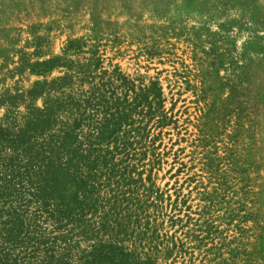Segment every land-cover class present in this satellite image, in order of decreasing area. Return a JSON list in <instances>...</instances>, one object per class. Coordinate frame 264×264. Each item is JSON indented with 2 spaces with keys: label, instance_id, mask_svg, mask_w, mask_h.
<instances>
[{
  "label": "rangeland",
  "instance_id": "obj_1",
  "mask_svg": "<svg viewBox=\"0 0 264 264\" xmlns=\"http://www.w3.org/2000/svg\"><path fill=\"white\" fill-rule=\"evenodd\" d=\"M63 77L66 93L97 97L56 108L44 135L93 136L98 194L126 228L82 246L264 264V0H0L1 154L36 109L61 104Z\"/></svg>",
  "mask_w": 264,
  "mask_h": 264
},
{
  "label": "trees",
  "instance_id": "obj_2",
  "mask_svg": "<svg viewBox=\"0 0 264 264\" xmlns=\"http://www.w3.org/2000/svg\"><path fill=\"white\" fill-rule=\"evenodd\" d=\"M55 82L62 90L61 104L36 109L24 129L13 138L4 136L15 154H1L7 145L0 144V264H153L151 256L143 258L115 242L90 240L82 246L101 231L126 228L121 212L114 204L108 207L113 196L98 194L104 156L93 136L77 140L65 125L44 135L43 128L57 121L56 108L85 111L97 92L77 99L65 92L72 81L63 77Z\"/></svg>",
  "mask_w": 264,
  "mask_h": 264
}]
</instances>
